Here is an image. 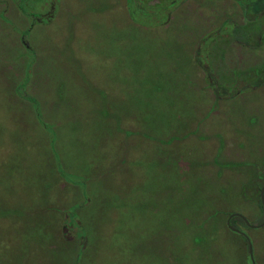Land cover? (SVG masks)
Wrapping results in <instances>:
<instances>
[{
	"label": "rangeland",
	"instance_id": "rangeland-1",
	"mask_svg": "<svg viewBox=\"0 0 264 264\" xmlns=\"http://www.w3.org/2000/svg\"><path fill=\"white\" fill-rule=\"evenodd\" d=\"M241 1L0 0V264H252L241 232L264 264V11Z\"/></svg>",
	"mask_w": 264,
	"mask_h": 264
},
{
	"label": "trees",
	"instance_id": "trees-1",
	"mask_svg": "<svg viewBox=\"0 0 264 264\" xmlns=\"http://www.w3.org/2000/svg\"><path fill=\"white\" fill-rule=\"evenodd\" d=\"M241 4H242V7H243V10H244V12L245 13H250V16H252V13L251 12H256V14L258 15L259 13H262L263 11H264V0H248V1H246L245 2V0H243V1H241L240 2ZM254 9V10H253ZM256 10V11H255ZM259 10V11H258ZM254 14V13H253ZM226 20V19H225ZM223 21L222 22V24H225V22L226 21ZM242 26V24H240V23H237V22H234V26L236 27V26ZM244 26V25H243ZM234 32V31H233ZM239 35V34H238ZM238 35H235V32H234V34H233V36H234V38H235V40H237L238 42H244V43H247V42H250V41H252V42H258V40H247V38H245V40H244V37H240V35L238 36ZM21 41H22V43H23V45L25 46V47H27L28 49L29 48H31V46H30V44L28 43V41H27V39L25 38V37H22V39H21ZM256 42V43H257ZM256 43H254V44H256ZM199 46V45H198ZM197 46V47H198ZM195 58H196V60H197V62L200 64V65H202V67L204 68V70H207L206 71V73L207 72H209V68H211V67H208L207 66V64H205V63H203V61L201 60V59H198V57H197V53H196V56H195ZM210 73V72H209ZM207 77L209 78V74L207 73ZM208 81H209V83H210V85L212 86V88H213V91H214V93H215V96L217 97V99H219V98H228V97H230V96H233L235 93H237V91H234V90H232L231 92L229 91V93H226L225 91H223L222 90V87L218 84V83H216V81L215 80H211V79H208ZM255 82V84H252V85H259V84H261V83H263L264 82V78H263V80L262 79H257L256 81H254ZM251 85V86H252ZM247 88V86H244V87H241L240 86V89H246ZM19 93H20V91H18ZM20 95H22L21 93H20ZM24 97H27L26 95H23ZM29 98V97H28ZM29 99H31V98H29ZM53 134V133H52ZM50 141H51V144L54 146V143H53V141H54V135L50 138ZM56 160H57V165H58V167H60V164H59V157H58V155L56 154ZM260 205H261V207H262V209H264L263 208V204H262V202H261V200H260ZM232 212V211H231ZM263 212H264V210H263ZM237 220H239V221H241L242 223H244V224H246V222L244 221V219L240 216V215H238V214H233L231 217H230V219H229V221H230V224L232 225V226H234V227H238L237 225H236V221ZM63 226H64V224H63ZM238 232V231H237ZM239 234H241V233H239ZM242 235V234H241ZM242 237H244V239L246 240V242H247V239H246V237L244 236V235H242ZM254 257V256H253ZM249 259H250V256H249ZM251 260V259H250ZM252 263V262H251Z\"/></svg>",
	"mask_w": 264,
	"mask_h": 264
},
{
	"label": "water",
	"instance_id": "water-1",
	"mask_svg": "<svg viewBox=\"0 0 264 264\" xmlns=\"http://www.w3.org/2000/svg\"><path fill=\"white\" fill-rule=\"evenodd\" d=\"M260 199H261V202L263 204V208H264V183L262 184L261 188H260ZM233 214H238L240 216H242L246 221H247V218L245 216H243L242 214L238 213V212H232L230 213L229 217H228V220H227V224L229 225V227L235 231H238V232H241L239 229L233 227L231 224H230V217L233 215ZM264 223V218L261 222V224ZM260 225V224H259ZM242 234L245 235L246 239H247V244H248V253H249V256H250V259H251V262L252 264H257L254 260V257H253V249H252V243L250 241V238L248 235H246L244 232H241Z\"/></svg>",
	"mask_w": 264,
	"mask_h": 264
},
{
	"label": "flooded vegetation",
	"instance_id": "flooded-vegetation-1",
	"mask_svg": "<svg viewBox=\"0 0 264 264\" xmlns=\"http://www.w3.org/2000/svg\"><path fill=\"white\" fill-rule=\"evenodd\" d=\"M52 7L48 6L47 8H45V12H44V15H48L50 14V11H51ZM39 17H41L40 15L39 16H35V20L39 19Z\"/></svg>",
	"mask_w": 264,
	"mask_h": 264
},
{
	"label": "crops",
	"instance_id": "crops-1",
	"mask_svg": "<svg viewBox=\"0 0 264 264\" xmlns=\"http://www.w3.org/2000/svg\"><path fill=\"white\" fill-rule=\"evenodd\" d=\"M22 14H24L22 11L20 12V14L19 15H22ZM21 38H19V40H20ZM20 42L22 43V41L20 40ZM23 44V43H22ZM198 45L196 44V47H197ZM196 47H195V50H196ZM196 56V55H195ZM195 60H196V58H195ZM197 62V61H196ZM198 63V62H197ZM199 64V63H198ZM200 65V64H199ZM201 66V70H202V73L204 74V76H206V70H204V68L202 67V65H200ZM207 80V79H206Z\"/></svg>",
	"mask_w": 264,
	"mask_h": 264
}]
</instances>
